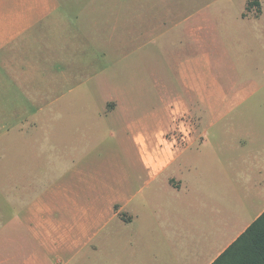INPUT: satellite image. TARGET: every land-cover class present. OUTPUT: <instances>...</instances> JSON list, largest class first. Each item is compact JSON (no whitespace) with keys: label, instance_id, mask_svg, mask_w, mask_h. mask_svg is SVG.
I'll return each instance as SVG.
<instances>
[{"label":"crops","instance_id":"obj_1","mask_svg":"<svg viewBox=\"0 0 264 264\" xmlns=\"http://www.w3.org/2000/svg\"><path fill=\"white\" fill-rule=\"evenodd\" d=\"M258 1L260 13L248 10L249 0L120 1L136 18L142 11L149 17L136 19L135 41L120 58L139 54L135 78L151 64L158 105L144 114L111 96L101 107L104 115L140 114L107 123L106 135L135 152L129 169L118 150L98 146L105 134L95 125L102 122L65 123L64 141L53 131L62 124L45 123L46 137L27 140V167L42 174L24 186L27 209L11 224L26 226L54 264H216L264 215V58L243 60L247 73L232 74L230 89L207 72L225 43H234L240 20L264 18ZM106 3L0 0V97L31 96L26 83L46 79L43 64L62 66L86 47L77 30H97L87 18L92 23ZM258 48L264 52V40ZM232 113L241 115L224 122ZM16 253L8 252L9 262ZM47 257L37 264H52Z\"/></svg>","mask_w":264,"mask_h":264},{"label":"rangeland","instance_id":"obj_2","mask_svg":"<svg viewBox=\"0 0 264 264\" xmlns=\"http://www.w3.org/2000/svg\"><path fill=\"white\" fill-rule=\"evenodd\" d=\"M120 1L124 2V6L129 0ZM120 1L109 0L105 9L96 10L92 23L90 18H87L89 25H94L93 28L97 30L93 31L89 28L88 35L84 25L77 30L78 44H86H82L86 46L84 48L80 46V49H86L85 53L79 52V49L76 56L68 57L69 60L64 61L62 66L43 64L41 67L45 73L43 77L46 79H35L29 82V85L26 83L27 89L32 84V88L29 89L31 96L16 94V96L0 97V264H22L23 259L31 261V264H37L41 257L43 259L47 257L41 241L36 240L28 228L26 230V226L23 228L21 225L11 224L15 215L27 209L24 205L27 202L23 194L24 186L30 180L33 181V177L42 174V170L29 171L23 148L28 139L39 140L46 137L45 123L62 124L57 126L60 127L59 129L53 131L56 138L64 141L68 138L65 123L102 122L100 126L95 125L97 131L105 134L98 142V146L105 148L109 146L118 150L122 159V169H129L135 164V152L131 144L129 142L118 144L120 142L106 135L109 132L107 123L123 120L129 122L140 114L133 112L99 114L105 100L111 96L119 98L123 96L127 105L138 104L143 107L144 114L158 105V98L155 91L152 92V81L148 76L151 73V64L146 63L144 71L141 74L138 72L140 75L135 78L133 62L139 54L132 50L126 58L127 62L120 58L121 52L135 41L133 38L136 19L144 21L145 17L147 19L149 17L142 11L140 17L136 18V12L130 13L121 8ZM239 28L237 37L234 36V43L231 44L230 40L225 43L219 64L207 66V72L212 74L210 77L216 78L221 86L229 89L232 84V74L241 73L242 68L243 73L245 75L247 73V66H241L243 60L264 58L263 49L258 48V43L264 40V18L261 21L251 19L250 22L240 20ZM103 29H105L104 35ZM125 31L128 34L127 38L124 37ZM92 36H94L93 42H91ZM124 43H127V46H124ZM149 49L144 51L147 52ZM60 68L64 74L67 73V76L59 77ZM155 69L157 71L156 66ZM162 71L163 66L160 65L159 72ZM52 74L55 75L56 80ZM212 82L208 81V85L211 86ZM171 83L178 86L176 80ZM33 92H38L40 95L35 96ZM42 108L48 109L42 112ZM240 115L228 114L223 121L229 123L232 118L238 120ZM180 118L189 120L183 115ZM215 132V129L211 130L210 135H214ZM12 185L16 186L15 190L12 189ZM22 234L25 236V241L17 242L18 236ZM11 239L16 243L9 242ZM10 251L18 252L15 260L11 262L8 261L7 256ZM47 260L54 264V256L47 257Z\"/></svg>","mask_w":264,"mask_h":264},{"label":"trees","instance_id":"obj_3","mask_svg":"<svg viewBox=\"0 0 264 264\" xmlns=\"http://www.w3.org/2000/svg\"><path fill=\"white\" fill-rule=\"evenodd\" d=\"M253 8L261 12L258 0H249L248 10ZM216 264H264V215Z\"/></svg>","mask_w":264,"mask_h":264}]
</instances>
